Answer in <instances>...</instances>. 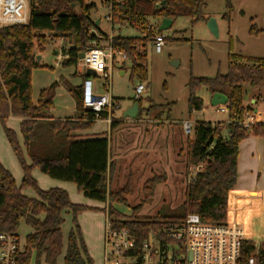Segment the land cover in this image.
<instances>
[{
  "label": "trees",
  "instance_id": "trees-1",
  "mask_svg": "<svg viewBox=\"0 0 264 264\" xmlns=\"http://www.w3.org/2000/svg\"><path fill=\"white\" fill-rule=\"evenodd\" d=\"M162 1L101 0L110 11L109 22L132 27L144 37H110L105 34L92 19L94 4H89L88 0H31L28 24L0 28V123L24 173L18 186L12 173L0 162V233L17 234L23 220L32 229L26 237L23 252L18 256V264H31L33 257L36 264H41L43 258L47 264H57L63 253L62 226L66 212L73 214L74 228L68 238L65 264H93L77 220V215L88 207L72 203L63 189H40L32 174L36 168L54 180L74 183L89 200L108 203L106 211L113 227L127 229L135 241L136 247L130 255L141 254L142 244L151 234L168 243V233L188 214H197L202 221L215 225L243 221L238 210L247 199L245 194L234 191L239 145L251 136L264 137V122L248 128L243 125L247 114L252 111V107L245 105L243 94L246 89H264V59H244L230 54V68L226 75L191 78L189 113L202 111L204 100L197 93L207 89L212 95L221 93L228 97L229 121L223 125L196 122L194 137L188 142V165H203L204 168L187 185L182 213L172 223L137 219L135 215L128 217L114 209L115 203L127 204L126 196L132 192V183L129 181L123 188L111 190L108 174L113 170L108 138L85 139L76 134L97 121L96 113L84 107V86L75 87L61 79L41 90L37 105L33 103L32 73L46 67L37 61L36 54L48 51L53 39L57 38L66 40V47L69 46L62 48L63 67L78 66L82 53L102 47V41H105L114 52H123L129 57L133 76L146 80V47L153 33L149 18L175 20L190 17L192 25L207 21L203 14L205 0H166L167 8L157 10L156 4ZM228 3L230 6V0ZM52 54L60 55L56 48ZM60 84L76 102V114L72 119H55L51 114ZM138 103L141 105V100ZM11 117L22 120L20 135L23 143L19 134L7 124ZM99 118L108 119V114L100 113ZM111 126L116 128L115 119H112ZM159 183L157 177L147 181L144 185L146 196L155 193ZM28 187L35 190L36 197L23 193ZM256 203L263 206L264 196L258 197ZM251 257L256 264H264V241L258 244L253 238L244 240L241 264H248Z\"/></svg>",
  "mask_w": 264,
  "mask_h": 264
},
{
  "label": "rangeland",
  "instance_id": "rangeland-1",
  "mask_svg": "<svg viewBox=\"0 0 264 264\" xmlns=\"http://www.w3.org/2000/svg\"><path fill=\"white\" fill-rule=\"evenodd\" d=\"M228 2L229 0H205L203 14L207 21H198L192 25V18L180 17L175 19L170 29L163 32L158 31L161 19L149 18V26L152 27L153 33L147 41L146 47L148 56V75L146 80L141 81L139 77L133 76L131 68H126L125 70L119 69L117 64H115L112 71L110 89L106 80L101 76L88 78V80L93 82L94 87L98 90V94H104L109 91L115 105H119V108L115 107L113 109L111 116L113 119L119 118V121L126 120V125H138L140 127H160L166 125L170 133H172V129H179L182 134L181 143L177 142L175 145L176 165L174 166V175L164 187L163 193H153L148 197L145 191H143V184L137 176L133 178L126 176L123 177L124 179L121 178L122 175L119 176V179L116 181V188L111 190H117V188L127 185L129 181L132 183V192L126 196L127 204L115 203L113 205L114 209L119 213L128 217L135 215L137 219H156L168 223L177 221L182 213V205L186 199L185 190L187 185L195 174L204 168L203 165L196 167L188 165V142L194 137L196 122L203 121L213 123L214 125H223L226 124L227 120L229 121L228 114L217 113L215 111V108L211 105V100L208 99L207 92L209 91L207 89H201L197 93L204 100L202 111L189 113V82L191 78H215L218 75H226L230 68V54L241 56L244 59H264V0H230V6ZM88 3L94 4L91 11L92 19L96 21L101 20L100 29L105 34L110 37H113V35L144 37L141 32L132 27L113 25L109 22L107 17L110 11L102 4L101 0H88ZM226 15L228 18H224ZM210 19H214L218 25V38L215 37L208 27ZM158 34L166 37L161 53H157L153 45V38ZM54 44L61 55L62 46H66L68 43L61 38L53 39L49 48H52ZM108 45V43L102 41V48L106 49ZM47 54L49 56L45 58V64L48 66L35 69L39 71L34 77L36 82H60L61 79H64L62 75H65L66 71L72 73L75 70L77 71V66L63 67L61 62H57V56L50 54V50L47 51ZM36 55L37 57H41L42 53L37 52ZM41 61L42 57L38 62ZM120 71H125L126 74L121 75ZM82 81L83 78L80 76L73 77L68 82L72 86H75V82H80L81 84L83 83ZM141 83L146 86V91L142 95V99H140L142 103L138 119H123L124 112L135 103V88ZM59 89H64L71 99L74 100V97L65 86L60 84L56 89L54 107L61 101L57 95ZM245 91L243 94L245 105L252 107L251 112L255 111L259 114L260 122L258 123L264 122V89L261 91L255 90L254 95H249L250 92L252 93V90L246 89ZM35 96V86H32V100ZM250 98H254V101L250 102ZM185 122H190L192 125L190 133L184 130ZM10 126L15 128L19 133V123L16 122L15 125L12 122ZM0 137L3 139L5 137L2 123H0ZM13 159L21 170L17 158L13 156ZM184 162L185 165H181ZM38 173H40V176L53 181L52 178L42 172ZM37 180L42 187L46 186L43 181ZM17 184L18 186L21 184L20 179ZM23 193L36 197V192L31 187L23 189ZM77 195L85 199L82 196V192L78 191ZM74 198H76V195H74ZM244 198L247 200L238 212L239 216L243 215L244 217L243 221L240 222L248 231L250 230V233L253 232L250 229L252 225L251 219L256 212L255 207L259 204L256 203V199L249 198V196ZM137 206L140 207L134 210ZM103 217L105 218L104 211L91 208H87L77 215L78 224L81 228L83 239L88 244L89 252L92 253L93 251L95 258H101V263L105 253L104 241L100 244L95 236L99 221ZM72 227L73 214L70 213L66 217V222L63 226L66 242L68 241ZM30 230L31 227L25 220L21 221L18 234L22 243L25 242L26 235ZM103 238L105 240V234ZM31 264H36L35 257L32 258ZM57 264H64L63 257L58 260Z\"/></svg>",
  "mask_w": 264,
  "mask_h": 264
},
{
  "label": "crops",
  "instance_id": "crops-1",
  "mask_svg": "<svg viewBox=\"0 0 264 264\" xmlns=\"http://www.w3.org/2000/svg\"><path fill=\"white\" fill-rule=\"evenodd\" d=\"M174 22L175 20H173V24ZM100 26H101V20H100V25L98 27L100 28ZM63 47L64 46H62V48ZM68 47L69 46H67L66 48ZM55 48L56 47L54 44L52 48L48 49L50 50V54H52V50ZM48 56L49 54H47V51L42 53L41 55L42 65L48 66L47 64H45V58H47ZM57 58H58L57 62L60 63L61 60L64 58L62 52L61 55H58ZM131 66L132 64L130 61L129 64L125 65V69L131 68ZM120 68L122 69V66H119V69ZM38 72H39L38 70H35L32 73V86H35V90H36V96L35 98H33V103L35 105H37L38 103L40 91L47 88L50 84H52V82L50 83L36 82L34 80V77ZM120 74L125 75L126 72L120 71ZM85 75L86 74L79 71V69L77 68V71L75 70L73 73L66 71L65 75H62V78L69 81V79L72 80L73 77L81 76L83 78L82 81L83 83L80 84V82H75L74 84L76 87H79V86H84L85 82L88 80V78L84 77ZM97 91L98 90L96 89V92ZM207 93H208V99L211 100L212 95L209 92ZM254 93L255 92L252 91V93L250 92L249 95L251 94L254 95ZM57 95L60 97L61 101L59 104L53 107L51 111L52 116L55 119H62V120L74 118L76 114L75 100L71 99V97L64 89L63 90L59 89ZM249 101L253 102L254 98H250ZM118 119H115V122H117V126L114 129H112L111 126L112 120L101 119L94 122V124L90 128L85 130H80L76 134L82 136L85 139L94 138L98 136H105L108 138L109 150H110L109 161L110 164L112 165V170H113L112 174L111 173L108 174L110 189L116 188V181L119 179L120 175H122L121 177L122 179H124L123 177L126 176L131 178L137 176L139 178V181H141L143 184V191H144V184L147 181L153 179L154 177H157L160 178V183L155 187L154 191L155 193H163L164 187L167 185V183L170 182V180L174 175L173 174L174 166L176 165L175 145L177 142H179L180 144L182 140V134L180 133L179 129L177 130L172 129L171 130L172 133H170L166 125H162L160 127H156V126L140 127L138 125H126L127 124L126 120L119 121ZM21 121L22 120L20 118L11 117L7 124L10 128L14 129L18 133V131L15 128L10 126V123L14 122L16 125L17 122L19 123L20 126ZM18 134L21 143H23L22 137L20 135V130ZM13 156H15V154L6 138V135L4 139L0 137V162L6 169H8L12 173L16 183H18L19 179L21 180L22 183L24 173L22 169L20 170L17 167L13 159ZM181 165H185V162L182 163ZM38 172L41 171L37 168L33 170L32 174L34 179L37 182H38L37 179H39L43 181L46 185L42 187L38 182L40 189L45 191L53 188L63 189L67 191V193L69 194L72 203L83 205L91 209L104 211L105 218L103 217V219L102 218L100 219L99 221L100 223L96 229L97 232L95 236L98 242L102 244L104 241L103 235L105 234L104 228L106 227L108 220V214L106 210L109 204L103 202L99 203L98 201H94V200L90 201L89 199L84 197L83 193L82 196L85 199H82L80 195H77V192L79 190L77 189V186L74 183L58 181L54 179H52L53 181H50L45 177L40 176L39 175L40 173ZM20 185L21 184H19V186ZM234 191L245 194V197L249 196V198L250 197L253 198L252 196H254L256 200L258 199V197L264 196V137L251 136L240 143L239 157H238V178ZM74 195H76V198H74ZM28 197L34 198V196H28ZM255 208H256V212L255 214H253V217L251 219L252 225L250 228L253 232L249 233L250 230L248 231V229L245 226H243V224L240 221L238 223L241 224V226L245 229L247 238H253L257 243H262L264 241V205L257 206ZM69 214L70 212H66L64 214V224L66 222V217ZM240 218L241 219L244 218L243 215L240 216ZM63 226H62L63 253L58 258V260L61 257H63L65 264V256L67 252L68 241L66 242V238L63 233ZM73 228L74 225L71 228V230ZM30 233H32V229L26 235V237ZM25 244H26V238H25V242L22 243L23 248L25 247ZM85 244L89 256L92 259V263L104 264V258L101 263V258L100 259L95 258L93 251L92 253L89 252V247L87 242ZM42 263L47 264L44 258L41 260V264Z\"/></svg>",
  "mask_w": 264,
  "mask_h": 264
},
{
  "label": "built area",
  "instance_id": "built-area-1",
  "mask_svg": "<svg viewBox=\"0 0 264 264\" xmlns=\"http://www.w3.org/2000/svg\"><path fill=\"white\" fill-rule=\"evenodd\" d=\"M31 0H0V28L25 25L29 22ZM110 20V17H107ZM163 35H155L153 45L157 53L163 51L165 45ZM129 57L123 52H114L108 48H93L79 59L78 69L86 74L88 69L96 72L107 82L110 89L112 71L117 66L129 64ZM84 107L96 113L97 121L100 113H107L108 119L115 105L110 92L98 94L91 80L84 85ZM146 91L144 84L135 88L136 100L142 99ZM217 113L229 114L226 105L214 107ZM260 122L257 112L247 114L243 125L250 127ZM187 133L192 131L190 122L184 123ZM199 172V171H198ZM197 172V173H198ZM196 175V174H195ZM169 242L163 243L151 234L141 247V254L130 255L135 249V241L127 229H116L108 218L105 229L104 264H241L242 245L247 238L245 229L238 222L228 221L223 225H215L202 221L197 214H188L183 222L168 233ZM20 236L0 233V264H18V256L23 252ZM248 264H256L254 257Z\"/></svg>",
  "mask_w": 264,
  "mask_h": 264
},
{
  "label": "water",
  "instance_id": "water-1",
  "mask_svg": "<svg viewBox=\"0 0 264 264\" xmlns=\"http://www.w3.org/2000/svg\"><path fill=\"white\" fill-rule=\"evenodd\" d=\"M167 8V1L164 0L162 2H159L156 4L157 10H163ZM100 25V19L96 21V26ZM173 26V20L172 19H163L161 20L160 26L158 27L159 32H163L165 30L170 29ZM208 27L212 31V33L215 35V37H219V30L218 25L214 19H210L208 22ZM84 58V53L80 55V59ZM41 57L38 56L37 60L40 61ZM86 76L93 77L97 76L96 72H94L91 69H88L86 72ZM228 104V97L221 94V93H215L212 95L211 98V105L213 107L219 106V105H227ZM140 113V105L138 102H135L132 107H130L127 111L124 112L123 118L124 119H137ZM259 244V243H258Z\"/></svg>",
  "mask_w": 264,
  "mask_h": 264
}]
</instances>
